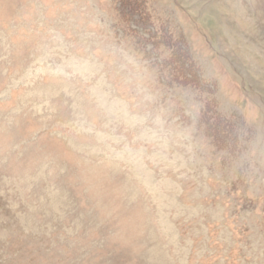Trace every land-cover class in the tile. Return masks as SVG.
<instances>
[{"label": "rangeland", "instance_id": "1", "mask_svg": "<svg viewBox=\"0 0 264 264\" xmlns=\"http://www.w3.org/2000/svg\"><path fill=\"white\" fill-rule=\"evenodd\" d=\"M0 264H264V0H0Z\"/></svg>", "mask_w": 264, "mask_h": 264}, {"label": "trees", "instance_id": "2", "mask_svg": "<svg viewBox=\"0 0 264 264\" xmlns=\"http://www.w3.org/2000/svg\"><path fill=\"white\" fill-rule=\"evenodd\" d=\"M182 61V62H181ZM180 63V64H179ZM179 64V65H178ZM177 65H178V67L180 68V67H182V65H183V60H181V58L177 61ZM208 113V112H207ZM207 117H208V119L210 120L212 117H215V114L214 115H211L210 113H208L207 114Z\"/></svg>", "mask_w": 264, "mask_h": 264}]
</instances>
